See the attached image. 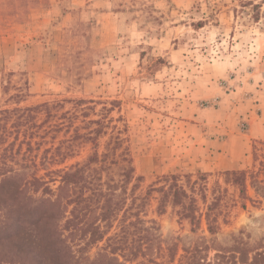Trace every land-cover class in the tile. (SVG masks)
<instances>
[{
  "label": "rangeland",
  "instance_id": "rangeland-1",
  "mask_svg": "<svg viewBox=\"0 0 264 264\" xmlns=\"http://www.w3.org/2000/svg\"><path fill=\"white\" fill-rule=\"evenodd\" d=\"M17 109L33 117L20 126L36 144L28 173L53 189L54 171L114 142L133 160L138 195L161 177H205L198 215L219 199L218 233L172 207L157 213L152 193L154 264H185L203 241L210 258L233 237L264 247V200L253 189L255 203L243 200L224 176L264 163V0H0V112ZM94 121L103 132L86 141ZM54 153L68 156L47 164Z\"/></svg>",
  "mask_w": 264,
  "mask_h": 264
},
{
  "label": "trees",
  "instance_id": "trees-1",
  "mask_svg": "<svg viewBox=\"0 0 264 264\" xmlns=\"http://www.w3.org/2000/svg\"><path fill=\"white\" fill-rule=\"evenodd\" d=\"M20 112H0V264H154V249L162 252L163 243L157 222L144 216L152 193L158 194L157 213L172 207L195 228L204 219L208 232L218 233L215 213L219 199L203 216L198 215L196 195L206 200L199 186L205 177L197 175L195 181L192 175L161 177L146 196L138 195L135 182L141 178L135 175L130 155L118 153L116 142L83 164L54 171L51 179L59 183L56 189L46 181L49 179L29 175L28 169L37 168L36 144L20 126H30L33 117H23ZM93 124L99 129L86 135V141H94L103 132L99 121ZM58 156L52 154L47 164L68 155ZM224 176L227 183L238 187L243 200L255 203L248 197V189L264 200V163L255 170ZM181 178L189 190L181 185ZM232 240L231 247H220L213 258L205 241L185 249V264H264V247H250L239 237Z\"/></svg>",
  "mask_w": 264,
  "mask_h": 264
}]
</instances>
